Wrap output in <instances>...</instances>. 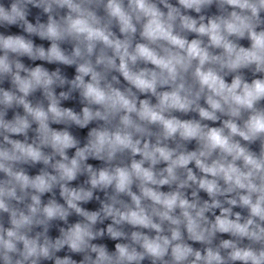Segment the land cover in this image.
<instances>
[{
	"label": "clouds",
	"instance_id": "obj_1",
	"mask_svg": "<svg viewBox=\"0 0 264 264\" xmlns=\"http://www.w3.org/2000/svg\"><path fill=\"white\" fill-rule=\"evenodd\" d=\"M0 264H264V0H0Z\"/></svg>",
	"mask_w": 264,
	"mask_h": 264
}]
</instances>
